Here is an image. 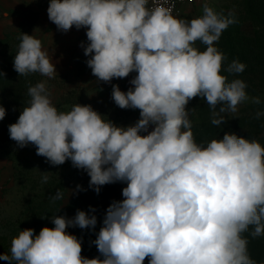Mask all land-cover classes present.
Masks as SVG:
<instances>
[{"label":"clouds","instance_id":"9594fccd","mask_svg":"<svg viewBox=\"0 0 264 264\" xmlns=\"http://www.w3.org/2000/svg\"><path fill=\"white\" fill-rule=\"evenodd\" d=\"M175 8L174 0H49L48 19L58 31L86 29L87 43L81 47L97 81L111 83L136 73L126 92L112 85L111 99L120 109L139 110V119L117 125L79 103L60 111L46 81L28 88L29 104L8 126L10 139L21 148L34 145L53 166L70 161L87 173L97 194L116 182L126 187L123 199L106 209L92 241L99 256H83L82 240L67 232L69 227L95 229L97 217L77 210L73 218L52 216L54 227L38 234L20 230L11 239L10 254L0 253V260L257 264L244 234L264 236V147L234 132L197 143L187 107L197 97L206 101L211 123L220 126L227 123L224 114L237 113L242 103H261L248 96L244 80L228 78L243 73L246 65L234 59L225 67L227 56L215 46L237 20L207 0L203 14L190 20L174 15ZM19 39L13 60L19 76L55 78V64L42 41L22 32ZM262 115L255 114L257 119ZM5 116L0 104V121ZM41 173L47 183L48 172ZM50 199L63 200L64 194L57 190Z\"/></svg>","mask_w":264,"mask_h":264},{"label":"rangeland","instance_id":"374dc122","mask_svg":"<svg viewBox=\"0 0 264 264\" xmlns=\"http://www.w3.org/2000/svg\"><path fill=\"white\" fill-rule=\"evenodd\" d=\"M203 2L204 0H197L194 4L183 7L178 16L190 20L202 15ZM207 2L217 12H223L225 15L233 12L237 20V23L230 25L216 42L215 46L219 50L222 38L227 34L234 35L238 28L245 36H255L259 31L261 36H264L263 28L261 30L256 23L247 20L243 15V0H207ZM239 20H241L240 23ZM197 47L201 51L206 48L199 42H197ZM79 54L80 56L73 55V58L66 61L65 65L55 66L57 71L55 78L47 77L44 80L48 90L52 93L54 105L60 111H69L73 105L78 103L91 105L104 115L105 119H110L117 125L134 124L139 119V110L120 109L111 99V92L113 84L119 85L120 89L125 92L133 87L130 80L136 73H131L124 79H113L111 83L99 82L91 74V69L86 64L89 57L84 55L83 49ZM255 54L259 59H264V46ZM247 85L248 96L250 98L259 97L261 103L254 104L251 99L242 103L237 113L224 114L227 123L216 128L222 133L234 132L249 140L255 139L264 147V115L259 119L255 116L257 111L264 112V91H258L260 88L258 89L255 81L247 82ZM187 107L190 109L192 131L197 142L200 131L205 132L204 125H208V128L214 126L211 123V110L206 101L200 100L199 97L190 101ZM41 172H48L47 183L41 182ZM89 180L90 177L87 173L73 167L70 161L63 165L53 166L44 157L36 154L34 145L29 144L21 148L10 137L1 140L0 238L6 239V245H0V253L10 254L11 239L18 235L20 230L32 228L38 234L45 226L54 227L51 221V217L54 215L73 218L77 210H83L89 215H95L98 221L103 209L113 201L123 199L122 189L126 187V183L116 182L102 186L97 194L89 187ZM77 186L84 189L85 193L82 194L84 199H76L80 192ZM57 190L63 192L64 199L53 202L50 196L54 195ZM99 201H102V208L95 206ZM84 203L89 204L83 207ZM92 209L95 211L93 212ZM100 226L98 223V227L96 226L98 229H94L96 236ZM67 232L81 239L79 232H82V229L79 227H69ZM82 255L91 259L100 254L96 246L92 248L82 241ZM0 264H8V262L0 260ZM144 264H148L147 259Z\"/></svg>","mask_w":264,"mask_h":264},{"label":"trees","instance_id":"16d2710c","mask_svg":"<svg viewBox=\"0 0 264 264\" xmlns=\"http://www.w3.org/2000/svg\"><path fill=\"white\" fill-rule=\"evenodd\" d=\"M243 15L247 20L256 23L261 30L263 28L262 32L264 33V0H243ZM240 21L241 20H239V23ZM27 32L28 29H24L22 33ZM20 35L21 34L5 40L7 46L6 50L4 52L0 50V72L4 73V76L0 75V104L6 109V116L0 121V141L8 139V126L15 123L23 107L28 106L30 101L27 91L28 88L43 81L44 77L39 73H30L27 76H19L14 70L13 60L14 55L18 52ZM2 44H4V42L0 43V48ZM262 46H264V36H261L260 31L257 32V35L255 36H245L238 28L234 35L227 34L222 38L220 51L227 56V61H225L224 66L227 67L226 63H230L234 59H238L241 63L246 65L243 73L236 76L229 75V80L239 78L244 80L246 84L247 82L255 81L258 89L260 88L258 91H264V59H259L258 56H255V53L259 51ZM203 127H205V132L200 131L197 137L198 143L222 138L225 133L219 131L215 125L209 128L208 125H204ZM83 193H85L84 189L80 190L76 199H84V196H82ZM88 204L89 203H84L82 206L85 207ZM95 206H100V208H102V201L97 202ZM107 208L108 207L101 211V216L96 224L97 227L98 223L99 226H102ZM98 210L100 209L98 208ZM96 226L95 229L97 230L98 228H96ZM79 234L85 245L95 248V244L92 243V241L96 239L94 229H82V232H79ZM244 235L249 241L248 251L250 257L255 260L257 264H264V236L252 238L248 233H245ZM5 241V238H0V245H6Z\"/></svg>","mask_w":264,"mask_h":264},{"label":"crops","instance_id":"0c3cea01","mask_svg":"<svg viewBox=\"0 0 264 264\" xmlns=\"http://www.w3.org/2000/svg\"><path fill=\"white\" fill-rule=\"evenodd\" d=\"M48 5L49 0H0V43L4 42L0 50H6L5 40L28 29L27 34L42 41L55 66L65 65L73 55L80 56L81 44L87 43L84 29L73 27L67 33L58 31L48 19Z\"/></svg>","mask_w":264,"mask_h":264},{"label":"built area","instance_id":"2783aa9c","mask_svg":"<svg viewBox=\"0 0 264 264\" xmlns=\"http://www.w3.org/2000/svg\"><path fill=\"white\" fill-rule=\"evenodd\" d=\"M176 8L174 10V15H179L181 10L183 9V7L187 6V5H192L195 2H197V0H174ZM85 35H86V29H84Z\"/></svg>","mask_w":264,"mask_h":264}]
</instances>
